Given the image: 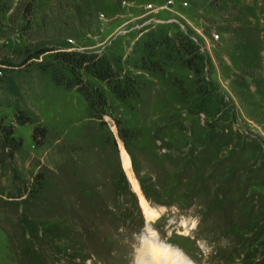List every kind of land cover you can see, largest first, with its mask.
<instances>
[{
	"label": "rangeland",
	"instance_id": "rangeland-1",
	"mask_svg": "<svg viewBox=\"0 0 264 264\" xmlns=\"http://www.w3.org/2000/svg\"><path fill=\"white\" fill-rule=\"evenodd\" d=\"M163 34L197 76L174 53L147 69ZM49 49L108 57L133 94L81 72L91 108L37 70ZM0 127V264H137L151 240L264 264V0H0Z\"/></svg>",
	"mask_w": 264,
	"mask_h": 264
},
{
	"label": "trees",
	"instance_id": "trees-1",
	"mask_svg": "<svg viewBox=\"0 0 264 264\" xmlns=\"http://www.w3.org/2000/svg\"><path fill=\"white\" fill-rule=\"evenodd\" d=\"M148 38L154 42V45L149 44L147 46V58L149 61L147 69L155 71L154 69L157 68L158 71V69H161L160 65H158L159 61L152 62V59L158 57V60H160V58L171 60L169 55L174 53L175 55H184V63L188 65V69L195 76L199 74V70L196 66H198L200 56H198L196 46L186 36L178 34L177 37L174 35L169 38L167 35L163 34L155 39L153 36H148ZM147 41L149 42V40ZM161 47L167 48L170 53L168 51L165 52V50L155 51L156 48L160 49ZM47 51L53 52L51 56L52 62L48 64L37 63V70L43 74L48 73L56 86L66 90L75 89L86 99L91 108L97 105L103 106V102L98 98L99 96L97 94L88 89V86L83 83L81 72H85L91 77L104 82L113 95L120 101H125L129 95L133 94L132 92L135 87L134 80L120 78L108 57L62 49H49ZM41 53L42 52H39L37 54L40 55ZM14 116L15 122L19 125L27 123L34 124V140H36L37 134L41 137L46 135L45 128L40 126V122L37 118L33 117L30 112L16 110ZM0 129L2 130V134L0 135V162L3 163L5 161L4 156L6 157V148L9 146L11 151L12 145H7L5 140V135H7V133L3 127H0ZM9 149H7V152Z\"/></svg>",
	"mask_w": 264,
	"mask_h": 264
},
{
	"label": "bare ground",
	"instance_id": "bare-ground-1",
	"mask_svg": "<svg viewBox=\"0 0 264 264\" xmlns=\"http://www.w3.org/2000/svg\"><path fill=\"white\" fill-rule=\"evenodd\" d=\"M147 215L149 216V214ZM147 246L149 247V257L141 256L137 264H189L180 252L167 245H162L158 241L151 240Z\"/></svg>",
	"mask_w": 264,
	"mask_h": 264
}]
</instances>
